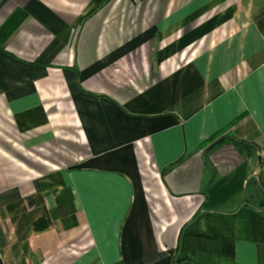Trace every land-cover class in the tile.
Wrapping results in <instances>:
<instances>
[{
	"label": "crops",
	"instance_id": "0c3cea01",
	"mask_svg": "<svg viewBox=\"0 0 264 264\" xmlns=\"http://www.w3.org/2000/svg\"><path fill=\"white\" fill-rule=\"evenodd\" d=\"M255 194L264 0H0V264H264Z\"/></svg>",
	"mask_w": 264,
	"mask_h": 264
},
{
	"label": "trees",
	"instance_id": "16d2710c",
	"mask_svg": "<svg viewBox=\"0 0 264 264\" xmlns=\"http://www.w3.org/2000/svg\"><path fill=\"white\" fill-rule=\"evenodd\" d=\"M242 202L248 203L249 205H253L254 208L258 210H262L264 212V195L262 194H255L254 196L252 195L244 196L242 197ZM35 227L38 228L39 225L36 224ZM179 262H180V258H176L174 260V264H177ZM194 264H196V262H194Z\"/></svg>",
	"mask_w": 264,
	"mask_h": 264
},
{
	"label": "water",
	"instance_id": "95a60500",
	"mask_svg": "<svg viewBox=\"0 0 264 264\" xmlns=\"http://www.w3.org/2000/svg\"><path fill=\"white\" fill-rule=\"evenodd\" d=\"M222 140H223V138H219V139L215 140L212 144L209 145V147L207 149L210 150L211 148H213L214 146L219 144Z\"/></svg>",
	"mask_w": 264,
	"mask_h": 264
}]
</instances>
